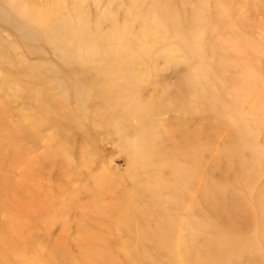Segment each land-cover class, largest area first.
<instances>
[{
	"label": "rangeland",
	"instance_id": "374dc122",
	"mask_svg": "<svg viewBox=\"0 0 264 264\" xmlns=\"http://www.w3.org/2000/svg\"><path fill=\"white\" fill-rule=\"evenodd\" d=\"M247 73L264 0H0V264H264Z\"/></svg>",
	"mask_w": 264,
	"mask_h": 264
},
{
	"label": "bare ground",
	"instance_id": "6f19581e",
	"mask_svg": "<svg viewBox=\"0 0 264 264\" xmlns=\"http://www.w3.org/2000/svg\"><path fill=\"white\" fill-rule=\"evenodd\" d=\"M244 79H245V89H244L245 91L243 96H245V100L250 99L251 101L250 102L251 116H249L246 120V127L248 129L247 132H250L252 134L250 137H247L246 141L244 142L245 146L247 145V147L245 148H248L245 154V156L248 157V163L242 160L241 165L243 167L250 168L253 166V163L249 160V158L251 160H254L256 156L259 157V154L256 153V151H253L251 147V143L253 142L252 138L254 140V136L256 139L254 142L260 147V152L263 154L262 163L264 162V139L262 140L257 139V136L262 132L259 128H262L264 132V97H263L264 86L261 85V82L258 81L256 76L250 73H247ZM230 111L226 110L225 113H229ZM263 138H264V133H263ZM232 150L235 153H237L239 147H237L236 150L235 149ZM261 170H264V168H262ZM261 218L264 219V215Z\"/></svg>",
	"mask_w": 264,
	"mask_h": 264
}]
</instances>
